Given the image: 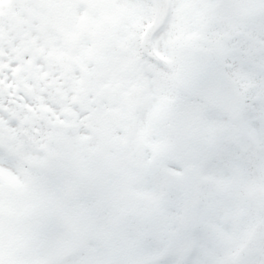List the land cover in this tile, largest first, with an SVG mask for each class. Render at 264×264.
Returning a JSON list of instances; mask_svg holds the SVG:
<instances>
[{
	"label": "snow or ice",
	"instance_id": "6c2138e0",
	"mask_svg": "<svg viewBox=\"0 0 264 264\" xmlns=\"http://www.w3.org/2000/svg\"><path fill=\"white\" fill-rule=\"evenodd\" d=\"M0 264H264V0H0Z\"/></svg>",
	"mask_w": 264,
	"mask_h": 264
}]
</instances>
